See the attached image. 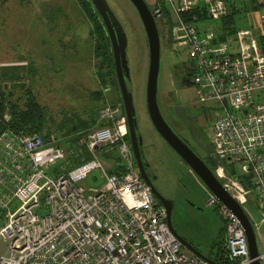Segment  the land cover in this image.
Instances as JSON below:
<instances>
[{
	"label": "built area",
	"instance_id": "obj_1",
	"mask_svg": "<svg viewBox=\"0 0 264 264\" xmlns=\"http://www.w3.org/2000/svg\"><path fill=\"white\" fill-rule=\"evenodd\" d=\"M248 4L260 11L255 24L242 27L240 14L235 33L226 38L207 26ZM164 9L172 42L194 63L195 96L212 109L213 174L264 222V42L253 28H264V0H156L151 13L162 17ZM119 111L100 110L101 126L84 144L88 160L68 168L64 149L42 134L0 133V240L8 242L0 264H212L187 254L171 232L165 209L138 172ZM225 161L242 175L226 169ZM94 172L101 179L97 187L85 183ZM13 199L19 205L10 208ZM206 204L216 205L225 219L222 255L214 264H251L234 215L210 193ZM257 258L262 262L264 254Z\"/></svg>",
	"mask_w": 264,
	"mask_h": 264
},
{
	"label": "rangeland",
	"instance_id": "obj_2",
	"mask_svg": "<svg viewBox=\"0 0 264 264\" xmlns=\"http://www.w3.org/2000/svg\"><path fill=\"white\" fill-rule=\"evenodd\" d=\"M105 1L125 34L127 88L144 144L151 147L157 186L173 201L172 228L203 256L217 260L224 239V216L216 205L206 204L205 186L158 137L148 118L145 103L148 48L139 16L129 0ZM155 1L144 0L150 10ZM88 7L84 0H0V86L5 92L11 91V100L19 98V104L24 92L29 91L45 115L42 134L64 149L67 168L84 157L81 149L88 133L101 126L103 107H117L124 114L106 40L98 28L96 15ZM241 12L242 27L257 21L260 15V11L248 7ZM155 21L169 38L160 47L157 101L171 127L189 138L182 122H187L189 114L176 106V100L188 106L199 121L205 117L211 120L212 109L200 105L192 85L184 79L180 83V78L191 77L194 63L184 49L166 50L165 46L175 45L170 40L171 18L162 16ZM207 23L213 28L217 25ZM5 115L8 120L7 111ZM203 135L204 140L194 148L201 159L211 153L210 129ZM104 162L106 166L112 164L109 160ZM209 164L211 168L217 165L213 160ZM221 164L242 175L238 165L228 161ZM18 205L19 201L13 199L10 208ZM243 210L252 225L258 252L264 254V222H260L253 208L244 206ZM7 248L8 242L0 240V255H7ZM186 253L189 254L187 250Z\"/></svg>",
	"mask_w": 264,
	"mask_h": 264
},
{
	"label": "water",
	"instance_id": "obj_3",
	"mask_svg": "<svg viewBox=\"0 0 264 264\" xmlns=\"http://www.w3.org/2000/svg\"><path fill=\"white\" fill-rule=\"evenodd\" d=\"M94 11L96 12L100 22L104 28L107 40L109 42L112 59L113 70L115 73L116 83L119 90L120 99L122 102L123 112L126 118L128 129V140L136 162V167L143 181L150 187L151 193L157 203L161 205L167 215V224L171 232L175 235L182 246L191 254L202 259L214 262L203 256L190 243L178 236L172 228L171 211L172 204L169 200L163 198L150 184L141 166L139 157L138 142L141 144V136L138 133V125L135 118V111L132 102V95L127 88L129 81V69L125 56L126 38L123 29L117 18L109 8L105 0H88ZM134 6L139 19L142 23L147 48H148V72L146 80L145 103L148 118L158 136L164 143L179 157V159L189 168L205 186L208 193L212 194L220 205L230 211L239 225L244 231V235L248 245L250 258L254 259L251 264H261L259 259L258 248L256 245L255 234L252 225L245 214L243 208L229 195L219 180L215 177L212 170L206 163L173 131L170 125L163 117L158 101H157V79L160 62V39L156 26L154 15L147 7L144 0H129ZM97 178V182L93 183L91 178ZM86 185L97 187L101 184V179L98 172L90 174L85 181Z\"/></svg>",
	"mask_w": 264,
	"mask_h": 264
},
{
	"label": "trees",
	"instance_id": "obj_4",
	"mask_svg": "<svg viewBox=\"0 0 264 264\" xmlns=\"http://www.w3.org/2000/svg\"><path fill=\"white\" fill-rule=\"evenodd\" d=\"M84 2L86 4H88V6H89L88 9L90 10V12H93V14L96 15V22H97V25H98V28H99L101 34L103 35L104 39L106 40L108 52L110 55L109 59L111 60L112 69H113L112 54H111L109 42L107 40L104 28L100 22V19L97 16L96 12L92 8L91 3L88 0H84ZM250 4H248L247 7L251 11L256 10V8L254 6L251 7ZM247 7L243 6L242 8H238V9H236L234 7L231 8L228 15L216 25V28L222 30V38H226V37L235 33L236 27H237L238 17L242 13L241 11H243ZM163 16H168V12L165 9H164ZM253 28H255V30H256V37H257L258 41L260 43L264 42V28H261L258 25H256V26L254 25ZM113 72H114V70H113ZM189 77L190 76H188L187 78L184 79L186 84H190V78ZM118 92H119V90H118ZM10 93H11V91L5 92L4 87L0 86V133L5 129H12L15 131L23 130V131H30V132H38V133L42 134V132L44 131L45 115H44L43 109L38 105V103L35 101L33 96L29 93L28 90H26V92H24V94H23L24 96L22 98V104H19L20 99L17 98L19 100H17V99L11 100L10 99L11 98ZM119 99H120V95H119ZM120 101H121V99H120ZM6 111L9 113V119L8 120H6L4 118ZM42 135L45 137L44 134H42ZM81 150L83 151L84 157L82 159L75 160L76 164H79L82 161L88 160V154L85 152V149L82 148ZM208 159H209V162L212 163V158L210 156L208 157ZM209 162H206V165L213 172L214 168L210 167ZM110 171L116 172L117 168L111 169ZM223 231H224V229H223ZM223 241H224V239H223ZM218 255L221 256L222 253L220 252Z\"/></svg>",
	"mask_w": 264,
	"mask_h": 264
},
{
	"label": "flooded vegetation",
	"instance_id": "obj_5",
	"mask_svg": "<svg viewBox=\"0 0 264 264\" xmlns=\"http://www.w3.org/2000/svg\"><path fill=\"white\" fill-rule=\"evenodd\" d=\"M154 18L155 19H159L161 18V16L159 17H156L154 15ZM156 22V21H155ZM156 26H157V23H156ZM157 29H158V33H159V39H160V47H161V44H163L162 46L164 47V43H167V41H169V38L168 36L166 35V33H164V30H162V28H159L157 26ZM161 40H163V43H161ZM171 40V38H170ZM166 50L168 51H174V52H178L180 50V48L176 45L174 46H171V45H167L165 46ZM172 70V69H171ZM176 74H178L176 72ZM171 77H172V71H171ZM187 77H183V78H180V83L182 82L183 79H185ZM173 82V80H172ZM176 106L178 108H180L185 114H189L188 115V120L187 122L185 123V121H182L184 122V126L183 128L186 130L187 134L189 135V138L191 140H189V138L183 136L180 132H176L173 127H170L173 129V131L194 151V148H198L199 144L202 142V140H204V135H203V132L208 129H210V125H211V120H208L207 117H205L203 119V121H199L197 119L196 116L192 115V112L190 110V108L188 106H183L182 104H180V101L179 100H176ZM162 113V112H161ZM163 115V113H162ZM164 117V115H163ZM166 120V119H165ZM154 129V128H153ZM155 131V130H154ZM138 133L140 134L141 136V144H139L138 142V151H139V157L141 159V166L143 168V171L145 173V175L147 176L151 186L165 199L169 200L173 206V201L166 197L162 191L158 188L157 186V173H156V169H155V166L153 164V161H151V154H152V151H151V147L150 145H145L144 144V140H143V135L140 131V128L138 127ZM156 133V131H155ZM157 134V133H156ZM158 135V134H157ZM159 137V136H158ZM160 138V137H159ZM147 144V143H146ZM211 157V153L208 154L207 157ZM212 158V157H211ZM202 160L206 163V162H209L208 158L206 157H203ZM213 160V158H212ZM214 161V160H213ZM215 162V161H214ZM135 165H136V162H135ZM142 178V177H141ZM150 188V187H149Z\"/></svg>",
	"mask_w": 264,
	"mask_h": 264
},
{
	"label": "crops",
	"instance_id": "obj_6",
	"mask_svg": "<svg viewBox=\"0 0 264 264\" xmlns=\"http://www.w3.org/2000/svg\"><path fill=\"white\" fill-rule=\"evenodd\" d=\"M251 2L252 0H244V3H248V2ZM252 5V4H251ZM256 23V21L255 22H253L252 24H255ZM112 163V162H111ZM111 165V164H110Z\"/></svg>",
	"mask_w": 264,
	"mask_h": 264
},
{
	"label": "bare ground",
	"instance_id": "obj_7",
	"mask_svg": "<svg viewBox=\"0 0 264 264\" xmlns=\"http://www.w3.org/2000/svg\"><path fill=\"white\" fill-rule=\"evenodd\" d=\"M220 182V181H219ZM221 183V182H220Z\"/></svg>",
	"mask_w": 264,
	"mask_h": 264
}]
</instances>
